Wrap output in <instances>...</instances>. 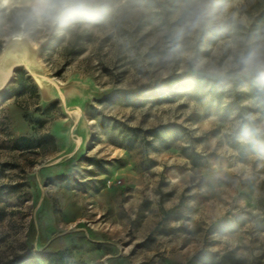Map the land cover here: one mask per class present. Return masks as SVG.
<instances>
[{
  "label": "rangeland",
  "instance_id": "rangeland-1",
  "mask_svg": "<svg viewBox=\"0 0 264 264\" xmlns=\"http://www.w3.org/2000/svg\"><path fill=\"white\" fill-rule=\"evenodd\" d=\"M178 7L113 0L23 39L45 86L22 66L0 93V264H264V92L214 71L264 33V0H217L173 53Z\"/></svg>",
  "mask_w": 264,
  "mask_h": 264
},
{
  "label": "clouds",
  "instance_id": "clouds-1",
  "mask_svg": "<svg viewBox=\"0 0 264 264\" xmlns=\"http://www.w3.org/2000/svg\"><path fill=\"white\" fill-rule=\"evenodd\" d=\"M217 0H178L177 14L181 22L170 37L173 53L183 42L216 20L213 10ZM113 0H0V25L10 32V39L23 40L65 26L97 18L112 11ZM235 74L251 80L264 92V33L252 38L250 47L242 52L231 68L215 69L216 74ZM249 120L253 117L249 116ZM260 131L259 128L255 129Z\"/></svg>",
  "mask_w": 264,
  "mask_h": 264
},
{
  "label": "water",
  "instance_id": "water-1",
  "mask_svg": "<svg viewBox=\"0 0 264 264\" xmlns=\"http://www.w3.org/2000/svg\"><path fill=\"white\" fill-rule=\"evenodd\" d=\"M16 55L22 56V60ZM24 63L36 66L35 52L25 40H10L0 60V93L12 80L16 67H22Z\"/></svg>",
  "mask_w": 264,
  "mask_h": 264
},
{
  "label": "trees",
  "instance_id": "trees-1",
  "mask_svg": "<svg viewBox=\"0 0 264 264\" xmlns=\"http://www.w3.org/2000/svg\"><path fill=\"white\" fill-rule=\"evenodd\" d=\"M195 78H196L197 81H199L200 78H202V77L196 76ZM207 80L210 81L209 93H211L213 95L214 94L216 95L217 92H216L215 88H216V85H217L218 81L210 79V78H208ZM179 81H180L179 79L176 80V85L178 84ZM17 85H18V88H19V91L21 92V94H24V93H26L28 91L36 92V88L34 87L32 81L28 77H25L23 72H21V76H20V78L17 81ZM235 135L238 136V137H244L245 136L244 133L242 132V127L241 126L237 129ZM38 144H39V147L42 145L40 142ZM229 144H230L229 146L232 149L238 151V153H239V155L241 157L247 156V154L244 151V149L240 148L239 145H237V143L231 142ZM249 148H250V154L259 155L262 158H264V148L257 147L256 142L254 140H252V139L249 140ZM59 260H60V258H59ZM141 264H148V263H141Z\"/></svg>",
  "mask_w": 264,
  "mask_h": 264
},
{
  "label": "bare ground",
  "instance_id": "bare-ground-1",
  "mask_svg": "<svg viewBox=\"0 0 264 264\" xmlns=\"http://www.w3.org/2000/svg\"><path fill=\"white\" fill-rule=\"evenodd\" d=\"M15 56H17V58L22 60V56H19V55H16V54H15ZM23 68L30 76H33V77H35L37 79V81L39 82L40 86H42V87L45 86V84L43 82V78L41 76L37 75L36 70H35L36 66L34 64H28V63H24L23 62Z\"/></svg>",
  "mask_w": 264,
  "mask_h": 264
}]
</instances>
